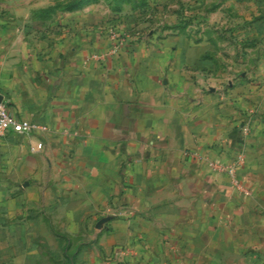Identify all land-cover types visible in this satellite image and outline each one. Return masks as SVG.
I'll list each match as a JSON object with an SVG mask.
<instances>
[{
    "label": "crops",
    "instance_id": "crops-1",
    "mask_svg": "<svg viewBox=\"0 0 264 264\" xmlns=\"http://www.w3.org/2000/svg\"><path fill=\"white\" fill-rule=\"evenodd\" d=\"M126 11L0 14V99L37 125L0 136V264L37 246L75 264H264V57L139 34ZM237 157L248 194L209 165Z\"/></svg>",
    "mask_w": 264,
    "mask_h": 264
},
{
    "label": "rangeland",
    "instance_id": "rangeland-1",
    "mask_svg": "<svg viewBox=\"0 0 264 264\" xmlns=\"http://www.w3.org/2000/svg\"><path fill=\"white\" fill-rule=\"evenodd\" d=\"M69 0H0V14L9 10H22L28 12L33 20L43 21L52 19L57 13L67 11L65 5ZM107 2V0H104ZM133 2L139 0H132ZM140 6H133L126 2V13L137 20L132 26L139 34L149 31H158L160 34L182 32L193 39L217 38L225 48L227 57L238 55V58L250 59L251 64L258 56L264 57V49L260 43L258 47L253 41L258 39L250 37L253 21L264 14V0H145ZM250 16L251 19H243ZM244 28L247 33H242ZM264 29V28H263ZM244 32V31H243ZM258 42H256L257 44ZM232 44L238 49L234 54ZM260 46V47H259ZM247 53V54H246ZM83 237V236H79ZM77 240V239H76ZM38 256L34 262H17L16 264H68L63 262V256L56 252L48 255L47 247L37 246ZM56 249V248H55ZM74 249V247H73ZM67 260L69 255L66 256Z\"/></svg>",
    "mask_w": 264,
    "mask_h": 264
},
{
    "label": "built area",
    "instance_id": "built-area-1",
    "mask_svg": "<svg viewBox=\"0 0 264 264\" xmlns=\"http://www.w3.org/2000/svg\"><path fill=\"white\" fill-rule=\"evenodd\" d=\"M92 56L96 58L101 57L99 54H92ZM35 127H37L35 123L30 122L27 119H18L15 117L11 112H9L5 102L0 100V136L11 130L20 133H29ZM239 162L240 157H237V159H235L232 163L209 161V165L216 171L231 175L233 185L243 193L248 194L250 192L249 189L245 187L236 176V164Z\"/></svg>",
    "mask_w": 264,
    "mask_h": 264
},
{
    "label": "trees",
    "instance_id": "trees-1",
    "mask_svg": "<svg viewBox=\"0 0 264 264\" xmlns=\"http://www.w3.org/2000/svg\"><path fill=\"white\" fill-rule=\"evenodd\" d=\"M96 1H99V0H69L68 3L65 5V8L67 10H74L77 8H81L89 3L96 2ZM107 2L110 4L113 10H120L123 4L126 2H132L133 6H140L144 4L146 1L139 0V2L137 1L133 2L132 0H107ZM74 256L75 254L72 253L70 258L67 260L69 262L68 264H75Z\"/></svg>",
    "mask_w": 264,
    "mask_h": 264
},
{
    "label": "water",
    "instance_id": "water-1",
    "mask_svg": "<svg viewBox=\"0 0 264 264\" xmlns=\"http://www.w3.org/2000/svg\"><path fill=\"white\" fill-rule=\"evenodd\" d=\"M1 100V99H0Z\"/></svg>",
    "mask_w": 264,
    "mask_h": 264
}]
</instances>
